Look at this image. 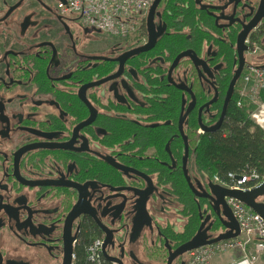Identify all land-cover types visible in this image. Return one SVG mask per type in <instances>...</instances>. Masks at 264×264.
Instances as JSON below:
<instances>
[{"label": "flooded vegetation", "instance_id": "obj_1", "mask_svg": "<svg viewBox=\"0 0 264 264\" xmlns=\"http://www.w3.org/2000/svg\"><path fill=\"white\" fill-rule=\"evenodd\" d=\"M57 3L0 0V264H92L94 239L100 264H166L210 210L194 142L261 53L264 0H159L125 38Z\"/></svg>", "mask_w": 264, "mask_h": 264}, {"label": "built area", "instance_id": "obj_2", "mask_svg": "<svg viewBox=\"0 0 264 264\" xmlns=\"http://www.w3.org/2000/svg\"><path fill=\"white\" fill-rule=\"evenodd\" d=\"M153 0H58L61 14H76L83 23L115 38H125L137 33L145 24ZM239 99L235 104L242 107L246 100L254 105L250 118L264 131V67L248 62L241 78V87L237 90ZM212 181L230 189L251 190L264 181V173L244 169L240 173L228 172L223 179L214 175ZM264 203V196L257 199ZM236 219L240 234L236 237L202 245L189 250L185 264H215L214 259L231 250H239L241 257L231 259L229 264H255L264 253V219L250 207L233 197H226ZM99 239L85 246V260L100 264ZM72 264L79 257L72 255ZM109 264H116L109 261Z\"/></svg>", "mask_w": 264, "mask_h": 264}, {"label": "trees", "instance_id": "obj_3", "mask_svg": "<svg viewBox=\"0 0 264 264\" xmlns=\"http://www.w3.org/2000/svg\"><path fill=\"white\" fill-rule=\"evenodd\" d=\"M236 98L221 129L194 142L193 166L201 176L223 179L248 168L264 173V131L250 118L255 106L238 107Z\"/></svg>", "mask_w": 264, "mask_h": 264}, {"label": "water", "instance_id": "obj_4", "mask_svg": "<svg viewBox=\"0 0 264 264\" xmlns=\"http://www.w3.org/2000/svg\"><path fill=\"white\" fill-rule=\"evenodd\" d=\"M61 1H65V0H61ZM158 2L159 0L153 1L147 16V20H146L147 24L149 23L150 16L154 11L155 7L157 6ZM261 10H262L260 12L261 15L258 14L259 18H261L264 15V6L262 7ZM246 33L247 30L243 31L242 35H240L241 38L238 40V49L240 53L241 63L243 62V56L241 55V52L243 50H247V48L243 46V40L245 38ZM262 67H264V65ZM237 73L238 71L236 72L232 80V83L236 79ZM232 83L230 85V88L232 87ZM215 129L216 126H211L209 128V131L213 132ZM191 190L196 197H202L208 200L209 202L208 205L210 210L208 211V209L206 208L202 209L198 205L199 218L202 220L199 228L188 241L178 246L174 251L169 252L166 264H177L174 263V260L177 259L178 257L183 256L191 249H194L202 245L215 243L220 240L236 237L237 235L240 234L238 223L234 218L230 207L226 203V197H233L240 200L264 219V203L257 200L259 197L264 196V181L259 186L251 190L243 191L239 189H230L224 187L218 183L213 182L212 179L210 178L205 180L197 179L196 186L191 185ZM213 215H215L218 218L221 226L223 227V230L211 234L209 233V230L212 222H210V224H208L206 227H204V225L209 219L213 221L212 220L214 219L212 218ZM106 258L109 261L112 262L116 261L119 264H121L119 259H116L111 256H106ZM67 264H69V261L67 262ZM137 264H142V263H137ZM179 264H185V262L181 261Z\"/></svg>", "mask_w": 264, "mask_h": 264}, {"label": "rangeland", "instance_id": "obj_5", "mask_svg": "<svg viewBox=\"0 0 264 264\" xmlns=\"http://www.w3.org/2000/svg\"><path fill=\"white\" fill-rule=\"evenodd\" d=\"M264 44L262 45V50L260 51V55H257V56H253L252 61L255 62V63H264ZM241 87V86H240ZM239 87V88H240ZM237 95V98L236 100L239 99V95L238 93H236ZM246 102V100H243V103ZM235 254L237 257H239V252L235 249V250H231V251H227L226 253L220 255L219 257H226V259L228 258V256H230V258H232V255ZM238 254V255H237Z\"/></svg>", "mask_w": 264, "mask_h": 264}, {"label": "crops", "instance_id": "obj_6", "mask_svg": "<svg viewBox=\"0 0 264 264\" xmlns=\"http://www.w3.org/2000/svg\"><path fill=\"white\" fill-rule=\"evenodd\" d=\"M239 252V250H237ZM238 255V254H237ZM241 257V253L239 252V257H237L235 254L232 255V258H230V256H228V258L226 259V257H216L214 259V263L215 264H229L231 259H237ZM255 264H264V253L260 255V257L258 258L257 262Z\"/></svg>", "mask_w": 264, "mask_h": 264}]
</instances>
